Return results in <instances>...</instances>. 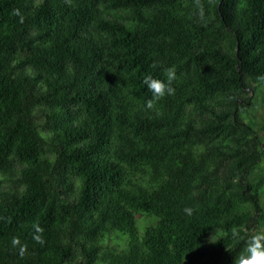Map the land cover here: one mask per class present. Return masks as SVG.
<instances>
[{"label": "trees", "instance_id": "16d2710c", "mask_svg": "<svg viewBox=\"0 0 264 264\" xmlns=\"http://www.w3.org/2000/svg\"><path fill=\"white\" fill-rule=\"evenodd\" d=\"M262 75L264 0H0V264H233L264 219Z\"/></svg>", "mask_w": 264, "mask_h": 264}, {"label": "clouds", "instance_id": "9594fccd", "mask_svg": "<svg viewBox=\"0 0 264 264\" xmlns=\"http://www.w3.org/2000/svg\"><path fill=\"white\" fill-rule=\"evenodd\" d=\"M166 76L167 83L155 79L151 75L145 76L143 83L152 93V98L145 101V107L147 109H153L156 103L164 98L165 95L171 96L175 94V89L171 86L172 82L176 79L175 69L168 68L166 70ZM257 79L264 82V75L257 77ZM193 211L190 207L183 209V212L188 216H191ZM43 232L44 229L38 223L33 224L32 239L35 243L40 245L45 243ZM231 238L237 241L243 240L245 245L239 255L234 257L233 264H264V232L256 231L245 238L240 235L238 229H234L231 231ZM12 245L18 248V254L23 257L27 251V245L21 244L18 237L12 238Z\"/></svg>", "mask_w": 264, "mask_h": 264}, {"label": "rangeland", "instance_id": "374dc122", "mask_svg": "<svg viewBox=\"0 0 264 264\" xmlns=\"http://www.w3.org/2000/svg\"><path fill=\"white\" fill-rule=\"evenodd\" d=\"M249 85L248 94L243 96L250 98L249 106L242 112V116L249 122V120L254 124V128L257 134L264 141V86L258 81L247 80ZM187 117V116H186ZM183 117L182 122L186 119ZM262 172H264V159L261 163ZM260 204L262 207V215L264 216V186L260 194ZM240 210L253 214L252 209L249 205H240L238 207ZM238 209V210H239ZM156 218L147 216H138L137 225L138 229L142 230L143 227L148 225H154L156 223ZM260 231L264 232V219L259 220L254 227V232ZM221 234H216L212 239L216 240ZM125 239L117 234H112L103 240V246L112 247L116 249H121L124 246Z\"/></svg>", "mask_w": 264, "mask_h": 264}]
</instances>
